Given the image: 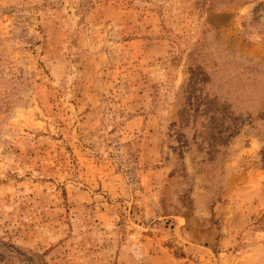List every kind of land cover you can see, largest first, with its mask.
I'll return each instance as SVG.
<instances>
[{"label":"rangeland","instance_id":"rangeland-1","mask_svg":"<svg viewBox=\"0 0 264 264\" xmlns=\"http://www.w3.org/2000/svg\"><path fill=\"white\" fill-rule=\"evenodd\" d=\"M0 264H264V0H0Z\"/></svg>","mask_w":264,"mask_h":264}]
</instances>
